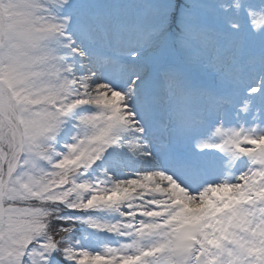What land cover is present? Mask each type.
Here are the masks:
<instances>
[{"label":"snow or ice","instance_id":"1","mask_svg":"<svg viewBox=\"0 0 264 264\" xmlns=\"http://www.w3.org/2000/svg\"><path fill=\"white\" fill-rule=\"evenodd\" d=\"M0 264H264V0H0Z\"/></svg>","mask_w":264,"mask_h":264},{"label":"rangeland","instance_id":"2","mask_svg":"<svg viewBox=\"0 0 264 264\" xmlns=\"http://www.w3.org/2000/svg\"><path fill=\"white\" fill-rule=\"evenodd\" d=\"M172 59H173V60H179V59H181V56H180V54H177V55L174 56Z\"/></svg>","mask_w":264,"mask_h":264}]
</instances>
